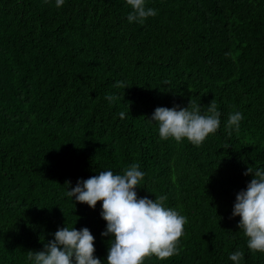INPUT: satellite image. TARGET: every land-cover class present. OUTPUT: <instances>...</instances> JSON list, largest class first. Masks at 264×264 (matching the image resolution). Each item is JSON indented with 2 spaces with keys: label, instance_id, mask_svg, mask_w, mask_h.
I'll list each match as a JSON object with an SVG mask.
<instances>
[{
  "label": "trees",
  "instance_id": "trees-1",
  "mask_svg": "<svg viewBox=\"0 0 264 264\" xmlns=\"http://www.w3.org/2000/svg\"><path fill=\"white\" fill-rule=\"evenodd\" d=\"M145 7L157 15L129 23L125 0H0V264H33L28 252L64 226L87 228L106 264L102 201L89 208L66 191L134 163L145 173L137 198L166 196L187 221L178 254L144 264H233L235 251L240 264H264L232 216L253 178L244 173L264 169V0ZM213 102L220 127L199 147L161 140L150 119Z\"/></svg>",
  "mask_w": 264,
  "mask_h": 264
},
{
  "label": "clouds",
  "instance_id": "clouds-1",
  "mask_svg": "<svg viewBox=\"0 0 264 264\" xmlns=\"http://www.w3.org/2000/svg\"><path fill=\"white\" fill-rule=\"evenodd\" d=\"M47 2V0H45ZM132 11L127 20L143 23L147 18L157 15V11L145 7V0H125ZM65 0H55L60 8ZM116 87H125L117 82ZM114 100L115 97L107 96ZM121 118L125 113L121 112ZM158 123L159 138H173L177 143L187 139L199 147L220 127V112L217 105L210 103L206 114H201L200 105L192 104L186 108L171 109L158 107L151 118ZM243 119L240 112L229 115L226 130H239ZM252 175L246 190L235 198L232 216H239V229L247 238V247L252 252L264 253V169L248 168L244 175ZM145 173L139 164H132L123 174L111 170L101 171L99 175L86 180H78L76 186L66 195L75 202L95 208L102 201L101 216L106 221V230L101 236L111 234L114 239L109 245L106 264H144L146 259L155 256L166 260L179 252V241L184 235L186 217L176 210L165 207L166 196L153 199L137 198L135 189L140 187ZM69 182H66L68 185ZM74 205V204H73ZM94 237L87 228L80 230L63 227L54 234V239L44 245L39 252H28L27 259L33 264H101L94 258ZM244 253L235 251L229 257L233 264H240Z\"/></svg>",
  "mask_w": 264,
  "mask_h": 264
}]
</instances>
